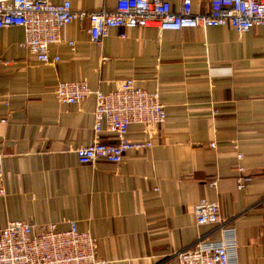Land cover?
Wrapping results in <instances>:
<instances>
[{"label": "crops", "instance_id": "crops-1", "mask_svg": "<svg viewBox=\"0 0 264 264\" xmlns=\"http://www.w3.org/2000/svg\"><path fill=\"white\" fill-rule=\"evenodd\" d=\"M50 1H69L73 11L102 5ZM169 1L176 10L178 0ZM115 4L106 1L109 9ZM209 8L210 0H192L195 14ZM87 28L75 22L62 29V41L49 48L56 65L17 47L20 28L0 29V57L9 62L0 67V228L20 220L37 228L54 223L63 232L74 220L97 239L107 264H177V253L200 239L219 241L230 227L237 263L264 264V27L244 34L222 26L113 29L101 49ZM126 79L158 90L165 106L153 147L126 152L118 166L78 164L74 150L92 141L95 97L61 105L54 88L85 80L91 91L109 93ZM127 138H144L143 127L131 125ZM99 139L114 142L106 132ZM239 167L250 178L241 190ZM200 200L219 205L222 226L197 225Z\"/></svg>", "mask_w": 264, "mask_h": 264}, {"label": "built area", "instance_id": "built-area-1", "mask_svg": "<svg viewBox=\"0 0 264 264\" xmlns=\"http://www.w3.org/2000/svg\"><path fill=\"white\" fill-rule=\"evenodd\" d=\"M99 1V9L73 11L69 1L54 4L50 0H0V29L20 28L23 40L17 47L40 64L56 65L59 57L51 56L49 48L59 44L62 29L75 22L88 23L90 43L98 49L113 29L171 32L222 26L244 34L264 27V0H210V11L202 15L193 12L192 0H178L176 10L169 0H116L112 9L106 7L107 0ZM119 38L125 39L126 33ZM66 45L72 51L75 48L71 41ZM7 64L0 57V67ZM53 94L61 105H78L90 96L95 97L92 141L74 150L81 165L118 166L126 152L151 149L155 128L165 123V106L159 91L149 93L137 88L132 79L124 80L109 93L91 91L85 80L63 81L56 85ZM131 125L142 126L144 138L128 139ZM102 132L112 134L114 142L101 141ZM209 146L215 148L214 143ZM237 159H241L240 154ZM1 165L0 155V199L6 196ZM239 172L242 175L236 184L241 190L250 178L244 175L243 168L239 167ZM193 214L198 226H222L226 221L219 216V205L208 200H200ZM68 226L60 232L54 223L37 228L26 221H9L0 228V264H107L98 257L97 239L89 231L79 232L74 220ZM222 232L219 241L200 239L191 250L177 253V264H238L235 231L228 227Z\"/></svg>", "mask_w": 264, "mask_h": 264}]
</instances>
